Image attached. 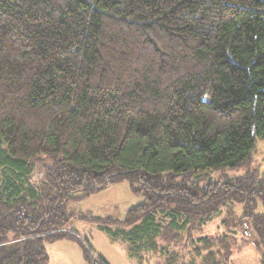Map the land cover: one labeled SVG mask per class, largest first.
<instances>
[{
	"label": "trees",
	"instance_id": "16d2710c",
	"mask_svg": "<svg viewBox=\"0 0 264 264\" xmlns=\"http://www.w3.org/2000/svg\"><path fill=\"white\" fill-rule=\"evenodd\" d=\"M257 139L264 0H0V264H49L61 239L89 262L60 231L75 218L119 227L138 263L230 264L244 220L264 248V175L175 180L240 167ZM124 180L145 202L123 220L67 210Z\"/></svg>",
	"mask_w": 264,
	"mask_h": 264
},
{
	"label": "rangeland",
	"instance_id": "374dc122",
	"mask_svg": "<svg viewBox=\"0 0 264 264\" xmlns=\"http://www.w3.org/2000/svg\"><path fill=\"white\" fill-rule=\"evenodd\" d=\"M249 172L264 175V139H257L255 141L250 157L240 167L231 168L224 166L206 169L187 178H184L182 175L175 177V180L187 186L197 185L201 187L205 182L228 181L242 177ZM32 179L35 182L44 180V171L39 165L35 166ZM133 188L137 192H134ZM143 190L141 183L137 180L132 182L124 180L111 184L107 188L83 200L70 202L67 210L70 213L80 212L81 214L92 215L102 220H123L130 208L145 202ZM217 225L219 226L216 222L209 224L201 233L207 235L208 238H213L220 233ZM68 226L73 228L77 237L95 254L99 255L109 264H166L163 257L152 253L143 255L142 261L138 263V260L130 256L126 251L124 244L114 236L113 233L119 229L116 225L75 218ZM239 228L235 231L236 238L232 243L233 256L230 264H261L262 258H264V248L261 247L258 238L256 236L250 238L241 236L238 232ZM48 244L46 243L45 249L46 252L50 251L52 257H54V254L61 253V249H53ZM67 244H71L75 252L79 253L81 258L88 262L80 244L71 240ZM183 262L186 264H197L199 259L190 254L188 257L179 260V264Z\"/></svg>",
	"mask_w": 264,
	"mask_h": 264
},
{
	"label": "crops",
	"instance_id": "0c3cea01",
	"mask_svg": "<svg viewBox=\"0 0 264 264\" xmlns=\"http://www.w3.org/2000/svg\"><path fill=\"white\" fill-rule=\"evenodd\" d=\"M69 242L70 240L68 239H61V240H57L54 242H50L48 244L49 247H52L53 249L59 248L62 250L61 253H58L57 255L54 254L55 258L52 257L49 250H48L49 252L47 251L49 264H90L89 262H86L85 260H83L79 253L75 252L71 244H67ZM56 243H61V244H56ZM101 259L104 260L103 258ZM104 261L107 264H109L106 260Z\"/></svg>",
	"mask_w": 264,
	"mask_h": 264
},
{
	"label": "built area",
	"instance_id": "2783aa9c",
	"mask_svg": "<svg viewBox=\"0 0 264 264\" xmlns=\"http://www.w3.org/2000/svg\"><path fill=\"white\" fill-rule=\"evenodd\" d=\"M60 231L70 233V234H72V235L77 237V235L74 233V231L71 228V226L64 227V228L60 229ZM238 232H239V234L241 236H243L245 238H250V237H254L255 236L253 231H252L250 222L248 220H244L242 222L240 228L238 229ZM81 243L83 244V246H84V248H85V250H86V252L88 254V258H89V263L90 264H107L97 254H95L83 241H81Z\"/></svg>",
	"mask_w": 264,
	"mask_h": 264
}]
</instances>
